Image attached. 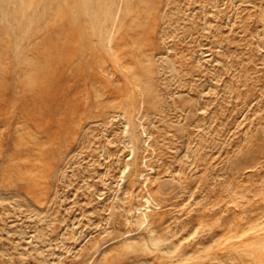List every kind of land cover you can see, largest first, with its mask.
Instances as JSON below:
<instances>
[{
    "label": "rangeland",
    "instance_id": "obj_1",
    "mask_svg": "<svg viewBox=\"0 0 264 264\" xmlns=\"http://www.w3.org/2000/svg\"><path fill=\"white\" fill-rule=\"evenodd\" d=\"M72 2L0 1V264H264V0Z\"/></svg>",
    "mask_w": 264,
    "mask_h": 264
},
{
    "label": "bare ground",
    "instance_id": "obj_2",
    "mask_svg": "<svg viewBox=\"0 0 264 264\" xmlns=\"http://www.w3.org/2000/svg\"><path fill=\"white\" fill-rule=\"evenodd\" d=\"M1 1V0H0ZM66 1V3L67 4H70L71 2H72V0H65ZM78 1V5H79V12L81 13V14H83V15H87V16H93L92 15V10L94 9V8H97V9H95V15L93 16V18L95 19V20H97V19H99L100 17H101V15H102V6H101V3L100 4H95V3H97V2H95V1H97V0H77ZM73 3V2H72ZM75 3H76V1H75ZM74 5V4H73ZM77 5V4H76ZM105 12V11H104ZM108 12V11H107ZM79 14V13H78ZM108 14V13H107ZM71 15V14H70ZM107 16V15H106ZM74 18V17H73ZM75 20H77V19H75ZM74 21V20H73ZM73 25V24H72ZM49 43H52V42H49ZM54 46L55 45H53V44H51V47H50V49H49V52H53V50H54ZM67 49H68V47H67ZM69 49H70V47H69ZM69 49L67 50V52L66 53H68V52H70L69 51ZM57 50V49H56ZM57 53H58V51H57ZM64 53V52H63ZM63 53L62 54H59L60 56L58 57V59L59 60H61L62 58H64V56H62L63 55ZM58 56V54H55V56H54V54H53V56L54 57H56L57 58V56ZM65 55V54H64ZM60 57H62V58H60ZM53 58V57H52ZM53 60V59H52ZM64 60V59H63ZM54 63L53 64H55V63H57L58 62V60L57 59H55L54 58V61H53ZM47 63V62H46ZM45 63V64H46ZM48 64V63H47ZM52 65L50 64V66L49 67H51ZM44 67V66H43ZM47 67H48V65H47ZM45 68H46V66H45ZM44 68V69H45ZM53 68V67H52ZM46 69H48V68H46ZM49 72V71H48ZM50 72H51V68H50ZM49 74H52V73H49ZM49 74L47 75H45V71H43V70H41L39 67H36V68H34V73H33V75L31 76L30 75V77H31V79H29L28 80V85L30 86L31 85V88L33 89V87L34 88H38V89H42V90H40V91H42L41 92V96H43V95H45L46 97L47 96H50V88L52 89L53 88V84H52V82H51V80H52V78H49L50 76H49ZM52 77H53V75H51ZM55 76V75H54ZM28 78H29V76H28ZM55 78V77H54ZM26 82V81H25ZM39 95H40V93H39ZM157 242H159V241H157ZM156 242V240L155 241H153V243H157ZM153 246H154V244H153ZM189 247V246H188ZM172 248H174V250L173 251H170V250H168V256L169 255H171V254H173V256H170L169 258H171V257H173L174 258V255H175V258H177V261L176 262H178V263H182V261L184 260H187V257H186V252L184 251V249H182L183 247H181L180 245H175L174 247H172ZM161 250V249H160ZM170 251V252H169ZM165 253V252H164ZM164 253H162V257H161V259H163V258H166V256H165V254ZM164 254V255H163ZM168 258V257H167ZM165 264H170V263H165ZM173 264V263H172Z\"/></svg>",
    "mask_w": 264,
    "mask_h": 264
}]
</instances>
